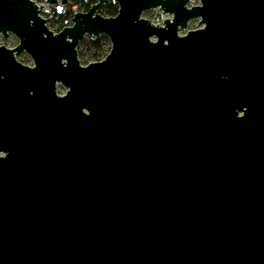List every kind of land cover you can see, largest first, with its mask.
I'll return each mask as SVG.
<instances>
[{
  "label": "water",
  "instance_id": "water-1",
  "mask_svg": "<svg viewBox=\"0 0 264 264\" xmlns=\"http://www.w3.org/2000/svg\"><path fill=\"white\" fill-rule=\"evenodd\" d=\"M191 1L0 0V264H264V0Z\"/></svg>",
  "mask_w": 264,
  "mask_h": 264
},
{
  "label": "rangeland",
  "instance_id": "rangeland-1",
  "mask_svg": "<svg viewBox=\"0 0 264 264\" xmlns=\"http://www.w3.org/2000/svg\"><path fill=\"white\" fill-rule=\"evenodd\" d=\"M32 1L35 2L37 5L43 6V11L41 13V16L46 20L47 27L49 28V30L53 31L54 33H58V32H56L57 25H53L51 23V20L53 19L51 14H52V9L57 8L59 5L58 4L56 6L45 5V0H32ZM85 4H87V1H84V0H67V3L63 7H61V9L58 11L57 15H66L68 13V11L71 10V7H73V6H75V8H73L74 9L73 13H78V12L85 13V9H84ZM191 5L192 6L198 5V2L196 0H193ZM100 8L97 11L98 13H99ZM44 10H46L48 12H46ZM155 14H156L155 11H147V12H144L142 14V17L152 22L154 20ZM100 15H102L103 17H108V16L103 15V14H100ZM166 18H168V16L162 15V20L166 19ZM158 22H159V24H161L162 21H158ZM197 24H198V20L191 21V22H189L187 29L188 30H194L197 28L196 27ZM69 26H71V23H69V25L67 27H69ZM182 34H183V32L180 33V35H182ZM84 39H86V38H84ZM17 43H18V41L13 35H10V38L7 41H5L0 35V46H4L6 48L12 49V48L16 47ZM108 43H109V41H108ZM108 47L110 49V43L108 44L107 48ZM77 52H78V59L80 61V64L83 66H85L89 63H93V62H99L105 58L104 57L103 59H101L99 61L90 60L89 59V53L90 52H88V49L82 45H80V46L78 45ZM108 52L109 51L105 52L106 55ZM17 61H19L20 63H22L26 66H32V61L27 54L20 55L17 58ZM64 93H65L64 88L61 86H58L57 87V94L63 95Z\"/></svg>",
  "mask_w": 264,
  "mask_h": 264
},
{
  "label": "trees",
  "instance_id": "trees-1",
  "mask_svg": "<svg viewBox=\"0 0 264 264\" xmlns=\"http://www.w3.org/2000/svg\"><path fill=\"white\" fill-rule=\"evenodd\" d=\"M87 1V4L84 5L85 12L89 10V8L97 2V0H84ZM75 6L71 7V10L68 11L66 15H57L58 10L57 8L52 9V17L51 23L53 25H57L56 32H60L63 28L67 27L73 17L74 13H72V9ZM117 4L114 2L106 3L101 6L99 13L106 15L108 17H114L117 14ZM108 39L104 36H99L94 39L87 38L83 39L79 46L82 45L88 49L89 59L93 61H99L106 56V51H109L108 46Z\"/></svg>",
  "mask_w": 264,
  "mask_h": 264
},
{
  "label": "built area",
  "instance_id": "built-area-1",
  "mask_svg": "<svg viewBox=\"0 0 264 264\" xmlns=\"http://www.w3.org/2000/svg\"><path fill=\"white\" fill-rule=\"evenodd\" d=\"M192 2H193V1H191V2L188 4V7L192 6V5H191ZM157 24H159V22H157ZM159 25H161V24H159Z\"/></svg>",
  "mask_w": 264,
  "mask_h": 264
},
{
  "label": "flooded vegetation",
  "instance_id": "flooded-vegetation-1",
  "mask_svg": "<svg viewBox=\"0 0 264 264\" xmlns=\"http://www.w3.org/2000/svg\"><path fill=\"white\" fill-rule=\"evenodd\" d=\"M9 38H10V37H9ZM22 54H26V53H22ZM22 54H20V55H22ZM20 55H19V56H20ZM19 56H18V57H19ZM18 57H17V58H18ZM21 64H22V63H21ZM22 65H24V64H22ZM24 66H26V65H24ZM28 67H29V66H28ZM30 67H31V66H30ZM60 96H61V95H60Z\"/></svg>",
  "mask_w": 264,
  "mask_h": 264
}]
</instances>
